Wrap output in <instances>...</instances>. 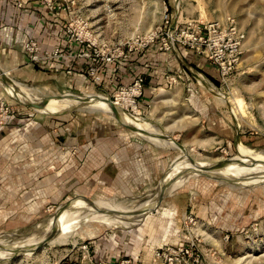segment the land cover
Returning a JSON list of instances; mask_svg holds the SVG:
<instances>
[{
	"label": "rangeland",
	"instance_id": "1",
	"mask_svg": "<svg viewBox=\"0 0 264 264\" xmlns=\"http://www.w3.org/2000/svg\"><path fill=\"white\" fill-rule=\"evenodd\" d=\"M0 1L15 4L16 10L32 11L33 7H37L36 12L39 19H42L44 26L47 28L55 23H52L53 20L65 22L63 31L68 46L66 48L57 43L49 49H44L43 42L35 39V37L30 38L28 36L21 43L22 45L19 44L23 48L24 56L20 61L15 59L12 62L11 57L3 56V53H0V67L3 70L5 69L4 72L8 71L7 77L9 79L35 93L38 99L58 102L60 107L57 109L79 97L94 99L89 96H97L105 100L110 108L119 110L108 99L113 92L106 96L99 92L100 90L69 92L63 87L56 86L55 81L48 79L44 73H38L39 77L35 80H28V71L24 67L28 66L32 70L35 66H41L43 71L46 68L45 63L60 59L48 58L41 60L39 63L32 62L26 48L28 42L36 41L43 57H47V53L51 54L58 48L63 51L64 57L70 55V52L76 48L80 51V54H93L94 51L118 54L122 51L126 55V52H130L129 46L133 48L132 52L138 51L144 59H150L152 54L156 55V53L163 52L179 56L180 49H188L176 47V51L165 52L160 50V39H155L150 44L147 43L150 42V37L157 32L162 24L164 31H167L165 23H163L166 14L171 18V22L166 26H170L173 22L179 24V26H185L186 23L191 21L213 23L226 22L228 19L234 20L238 29L245 34L242 55L236 70L229 77L222 79L217 68L211 65L205 57L195 53L200 60H198V65L207 63L211 66L212 76H210L211 73H205L200 68L187 63L184 64L190 68L193 75L186 72L181 63H179L181 66L179 73L176 68L171 71H164L163 75L159 74L157 81L152 83L158 84L152 86L155 89L153 97L160 88L165 90L167 94H174V96H176L179 88H182L184 92L176 98L178 100L176 104H161L157 118L163 119V121L161 125L152 124L156 128L155 131L159 138L170 137L174 139L176 143L184 146L192 159L199 162L214 163L221 160L222 163H226L234 160L240 156L241 145L248 149L253 157L264 160V0ZM20 4L22 6H19ZM29 5L32 7H28ZM44 26L37 29L38 37L44 30ZM6 27L0 25V33H3V29ZM13 28L16 29L15 26ZM55 30L54 27L53 31L55 32ZM12 44L14 45V43ZM124 57L119 58L118 62ZM24 58H26V63H24L26 65L23 64ZM86 60H91V58ZM150 60L153 61L154 59L151 58ZM17 61L19 62L17 63ZM118 62L114 64H118ZM155 64L160 66L158 70L163 68L161 62H154L153 65ZM139 75L144 77L145 84H149L148 74ZM118 80H122V78ZM131 82L125 83V85ZM92 84H95L94 81ZM100 84H103L102 78ZM185 84H191V90ZM1 87L5 90L3 86ZM4 92L2 100L11 104L17 111L20 110L22 114H26L27 117L30 115L39 118L37 120L45 118L42 120H47L48 129L53 133L59 134L65 131L66 128H69V132L96 130L101 125L122 128L120 122L111 120L102 113L90 109H68L66 107L60 112L53 113L47 109L36 110L31 106L29 107V105H25L24 101L20 100L19 102V100L7 94L6 91ZM162 92L165 94L164 91ZM217 94L222 96L224 101H220L216 97ZM187 98L204 99L212 105L214 110L213 122H216V124L213 123L210 133L202 128V122L199 118L195 120L192 117L191 119L190 114L184 112V106L188 103ZM151 103L149 102L146 105L145 112L150 110ZM145 112L143 111L142 118H146L147 114ZM152 116L154 117V113H152ZM173 119L179 121L171 124L170 122ZM190 121L192 124L189 125ZM130 126L136 132L131 124ZM164 127L167 131H173L174 129L175 131L168 135ZM142 134L148 137L144 132ZM31 143H34V141ZM9 144L10 142L6 146H9ZM33 145V147H30V152L27 153L17 149L18 147L2 148L0 151V178L14 173L5 171V165L13 162L15 164L29 163V160L34 156L35 147L39 148L40 146L37 141L36 145ZM21 146L23 147L24 144H21ZM174 152L179 162L174 167L172 177L175 179V184L179 185L181 179L189 173V169L187 167L183 168L181 173L179 170L176 173L174 172L175 169L181 167L183 158L182 154L175 148ZM65 153L66 151L63 154ZM75 153L76 150L74 149L72 154ZM257 163L251 161L247 164ZM255 169L257 168L249 169L250 171H239L238 177L225 180L199 174V176L191 177L183 185H179L178 188L164 196L165 198L171 194L182 195L186 191V194L189 195L190 191L192 197L197 199L200 196L202 203L208 201L211 204L209 206L214 211L216 208H222L223 229L218 227L220 222H217L216 225H210L204 221L198 211H194L191 207L182 216L180 209L182 206L185 207L184 198L186 197L184 196L179 203L175 204L174 207L176 208L171 209L175 218L168 236L164 237L162 245L169 241L168 245L170 246L181 244V238L187 234V231L183 228V218L193 214L196 217L197 225L192 236L198 238L197 245L203 255L202 264H264V172L259 173V170L256 171ZM170 180L169 174L164 182L147 193L128 198L106 200L95 204L68 202L70 199L75 198L77 194L73 191H67L70 185L62 184L64 187L63 200H54L53 203L47 204L44 211L20 227L0 228V264H82L87 254H90L92 259L94 246H109L114 240L117 242L116 246L119 247L135 246L134 241L137 242L136 237L139 235L136 233L132 236V232H137L136 229L140 227L139 225L142 222L138 224L140 218L134 221L133 225L130 224L131 228H126L122 226L109 227L94 220H87L88 218L85 216H79L77 223L72 224V231L68 232V235L65 234L64 238L60 239L61 241H53L57 234L54 229L57 220L54 221V219L63 217L68 210L76 209L79 206V208L86 210L106 211L111 217L124 216L122 221L128 222L137 217L138 211L143 205L146 204L147 206L154 194ZM65 192L68 194V199H65ZM209 197L211 198L209 199ZM158 202L156 201L152 208ZM177 208L179 212H177L178 210L175 211ZM224 213H227L228 217ZM159 230L155 232L160 234L161 230ZM164 233L163 231L161 238L165 236ZM158 234L156 235L158 236ZM52 236H54L53 239ZM179 238L181 240H178ZM244 257L246 259L240 261ZM85 263H88V258Z\"/></svg>",
	"mask_w": 264,
	"mask_h": 264
},
{
	"label": "crops",
	"instance_id": "2",
	"mask_svg": "<svg viewBox=\"0 0 264 264\" xmlns=\"http://www.w3.org/2000/svg\"><path fill=\"white\" fill-rule=\"evenodd\" d=\"M36 10L37 7H33L32 11L16 10L15 4L0 1V25L7 26L3 29V33H0V53L2 52L3 56L11 57L12 62L15 59L20 61L24 57L23 48L20 45L28 36L43 42L44 49H49L57 43L63 45L64 48L68 47L63 31L65 22L53 20L52 23H55L47 28L42 19H39ZM40 26H44V30L38 37L37 29ZM54 27L55 32L53 31ZM79 52L76 48L68 56L50 60L45 63L46 68L43 71L41 66H35L32 70L28 66L24 67L28 71V80H35L39 77L38 73H44L48 79L55 81L56 86L63 87L66 91L92 92L100 90L99 92L106 96L114 92L119 85H125L139 74H148L147 80L150 81L141 100V109L145 112L146 105L152 102L150 110L145 112L147 115L144 113L146 118L143 119L158 125H161L163 121V119L157 118L159 106L161 104H176L178 102L176 98L184 92L182 88H179L174 96L160 88L153 97L155 89L152 86L158 84L152 83L157 81L159 74L163 75L164 71L176 68L179 73L181 68L179 63L190 74H192L190 68L184 63L198 67L205 73L212 72L209 64L198 65L199 58L189 50L180 49L179 56L164 52L152 54L153 61L150 60L151 58L141 57L138 51L126 52L125 57L118 64L99 62V75L102 76L103 84L96 86L92 84L93 81L89 75V68L93 64L92 60L80 58ZM24 59V61L22 60L23 64L26 63V58ZM154 62H161L163 68L158 70L160 66L153 65ZM7 72L4 73L7 74ZM119 78L122 80H118ZM1 86L0 99L3 98L5 91ZM185 86L191 90V84H185ZM186 100L188 103L186 105L183 103L185 105L184 112L189 113L191 119L192 117L195 120L199 118L202 128L210 133L213 123L216 124L213 122L212 105L204 99L187 98ZM152 113H154V117ZM25 115L18 110L15 115L4 119L5 125L0 129V151L4 147H18L17 149L27 153L30 152V147H33V144L36 145V141L40 145L39 148L35 147L34 156L29 160V163L15 164L13 162L5 165V171L14 173L0 178V228L3 229L20 227L44 211L47 204L53 203L54 200H63L64 187L62 184L70 185L67 191L77 194L68 202L95 204L106 200L139 196L164 182L178 162L173 147L153 144L124 125L122 128H117V126L100 124L101 126L96 130H77L75 132H69V128H66L65 131L57 134L49 131L47 120H44L45 122L42 120L45 118L37 120L39 118ZM177 121L179 120L173 119L170 123L173 124ZM190 124H192L191 121ZM164 130L167 131L166 127ZM174 131L175 129L167 131V133L169 135ZM32 141L34 143H31ZM8 142L10 144L6 146ZM21 144L24 146L20 147ZM159 144L167 143L160 142ZM74 149L76 153L72 154ZM65 151L66 153L63 154ZM20 171L22 172L20 173ZM186 193L187 191L182 195L171 194L163 198L146 214L139 225L140 227L136 229L137 232H132V236L136 233L139 235L136 237L137 242L133 240L135 246L119 247L116 246L115 240L109 246H94L93 261L118 262L126 258L133 259L140 264H150L153 250L157 246H162L164 237H167L171 230L175 218L171 209L176 208L175 204L179 203L184 196L186 197L184 198L185 207L182 206L180 209L182 216L191 207L194 211H198L204 221L210 225L220 222L218 227L223 229L222 208H216L214 211L208 201L202 203L200 196L196 199L192 197L190 191L189 195ZM65 195V199H68L66 192ZM175 211L179 212V209L177 208ZM224 214L228 217L227 213ZM166 222H168L167 227ZM158 229L161 230H159L160 234L155 232ZM163 231L165 236L161 238ZM169 242L163 245H168Z\"/></svg>",
	"mask_w": 264,
	"mask_h": 264
},
{
	"label": "built area",
	"instance_id": "3",
	"mask_svg": "<svg viewBox=\"0 0 264 264\" xmlns=\"http://www.w3.org/2000/svg\"><path fill=\"white\" fill-rule=\"evenodd\" d=\"M19 6H22L20 4ZM168 14L164 17L165 27L163 24L158 28L157 32L150 37V44L155 39H160V50L165 52L176 51V47H184L189 51L202 55L211 65L217 68L220 78L229 77L239 63L242 55L243 42L245 34L238 29L234 20L226 22H188L185 26L172 23ZM145 44V45H148ZM90 46L88 45V48ZM27 51L32 62L39 63L41 60L62 58L63 51L59 48L51 54L47 53V57L40 54V48L36 41H30L26 45ZM129 51L133 48L129 46ZM124 56V52L118 54L100 53L94 51L93 54L81 53L80 58H91L92 66L89 68V74L94 81V85L101 86V77L98 75L99 62L105 64H114L119 58ZM145 80L143 76H136L130 84L119 86L108 98L112 105L119 110L127 113L135 119H143V111L141 109V100L144 97ZM17 113V109L8 104L5 100L0 99V129L5 125L4 119L11 117ZM196 217L189 214L183 218V228L187 231L186 235L181 240V244L177 246L162 245L157 246L153 250L150 264H202L203 255L197 245L198 238L194 237L196 230ZM189 234V235H188ZM188 235V236H187ZM88 258V263L85 260ZM82 264H140L133 259L123 258L118 262L99 261L95 262L91 259L90 254H87ZM143 264V263H141Z\"/></svg>",
	"mask_w": 264,
	"mask_h": 264
},
{
	"label": "bare ground",
	"instance_id": "4",
	"mask_svg": "<svg viewBox=\"0 0 264 264\" xmlns=\"http://www.w3.org/2000/svg\"><path fill=\"white\" fill-rule=\"evenodd\" d=\"M0 84L3 86L5 84V87L7 88V93L10 96H14L16 99L24 101L27 105L33 107L36 110H44L47 109L49 112H60L63 108L68 107V109H79V108H86L90 109L99 113H102L107 118L118 121L116 118V115L119 116L121 122H128V124H131L135 131L143 135H148V137L144 136V138L148 139L153 144L164 146V147H173L178 152L182 154V163L181 167L179 169H175V173L179 172L181 173L182 169L187 168L189 169V173H187L180 181L179 185H183L188 179L190 180L193 176H199V174H204L207 176H212L219 178L220 180H225L229 178H235L238 177L239 171H250L249 169H255L256 171L259 170V173L264 172V160L258 159L256 157H253L251 153L248 151V149L240 147V156L234 160H231L226 163H222L221 160H217L214 163H207V162H199L195 160L197 163H195L194 159L192 161V158L189 156V153H187V150L184 148V146H179L178 143L174 141V139L168 138V137H160L156 134L155 126L145 120V119H135L132 116L128 115L127 113H124L121 110L110 108L107 104V102L103 99H100L101 97L97 96H89L94 99H89L85 97H79L74 100L69 101L64 107L59 108V104L56 101L52 100H42L38 99L37 95L35 93H32L31 91L27 90L26 88L20 86L18 83L14 82L13 80L9 79L7 77V74L4 73V70L0 67ZM163 93V92H162ZM216 97L220 101H224V98L220 95H216ZM228 102V101H227ZM150 137V138H149ZM167 143V144H159ZM181 161V160H180ZM258 162L257 164H251L248 165L249 162ZM179 162V161H178ZM177 162V163H178ZM263 163V164H259ZM176 165V164H175ZM175 167V166H174ZM174 168L172 169V172L170 173V181L164 185L162 188L159 189L160 192H163L162 196H166L176 188H178L179 185L175 184L174 178L172 177ZM254 170V171H255ZM183 174V173H182ZM259 176V175H257ZM263 180V179H262ZM156 195V193H155ZM153 196V198L150 200L148 205H143V207L138 211L137 217L134 219L129 220L128 222H123V217H111V215L103 210H86L83 208H76V209H70L67 211V214H65L63 217L57 220L54 228L56 231V235L53 239V241H61L60 239L64 238V235L68 232L72 231V224L77 223V219L79 216L87 217V220H94L97 222L103 223L104 225H107L109 227L112 226H122L126 228H131L130 224H134V221H137L139 219L138 224L141 222V216L144 211H150L151 208L154 206L155 202L157 201V197ZM66 213V212H65ZM118 214V211H117ZM84 217V218H85ZM136 226V225H135ZM68 235V234H67ZM53 237V236H52ZM51 238V237H50ZM246 257L240 259V261L245 260Z\"/></svg>",
	"mask_w": 264,
	"mask_h": 264
},
{
	"label": "water",
	"instance_id": "5",
	"mask_svg": "<svg viewBox=\"0 0 264 264\" xmlns=\"http://www.w3.org/2000/svg\"><path fill=\"white\" fill-rule=\"evenodd\" d=\"M3 87H4V89H5V91H6V93H7V88L5 87V84L3 85ZM8 94V93H7ZM12 98H14V99H16L13 95L11 96ZM18 100V99H17ZM19 102H20V100H19ZM23 103V102H22ZM25 105H27L26 103H24ZM28 106V105H27ZM30 107V106H29ZM116 118L118 119V122H120L122 125H124L125 127H127L128 129H130V130H132L133 131V129L131 128V126H130V124H128V122H121L120 121V118H119V116H117L116 115ZM238 142H239V138H238ZM179 145V144H178ZM179 146H181L182 147V145H179ZM192 161H193V159H192ZM195 161V160H194ZM195 163H197L196 161H195ZM155 195V194H154ZM163 195V192H160L159 190H158V192H156V197H157V201H161L163 198H164V196H162ZM149 211H144L143 213H142V216H141V221L144 219V217L146 216V214L148 213ZM54 237V236H53ZM53 237H52V239H53Z\"/></svg>",
	"mask_w": 264,
	"mask_h": 264
},
{
	"label": "trees",
	"instance_id": "6",
	"mask_svg": "<svg viewBox=\"0 0 264 264\" xmlns=\"http://www.w3.org/2000/svg\"><path fill=\"white\" fill-rule=\"evenodd\" d=\"M210 76H212V75H210ZM147 85H148V84H144V86H145V89L147 88ZM144 92H145V91H144Z\"/></svg>",
	"mask_w": 264,
	"mask_h": 264
}]
</instances>
